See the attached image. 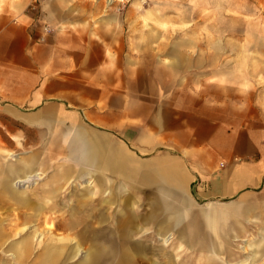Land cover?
<instances>
[{"label":"crops","instance_id":"obj_1","mask_svg":"<svg viewBox=\"0 0 264 264\" xmlns=\"http://www.w3.org/2000/svg\"><path fill=\"white\" fill-rule=\"evenodd\" d=\"M148 5L0 0V139L13 136L14 124L27 128L28 137H69V153L94 169L123 175L134 207L151 203L154 216L139 224L158 227L156 239L171 240L173 249L250 244L264 227L261 90L255 80H245L235 59L219 55L213 61L210 50L191 48L193 39L155 31L146 17L165 14L177 26L179 15ZM262 69L251 73L256 78ZM54 131L61 132L49 133ZM41 166L35 154L19 159L0 152V264L21 261L2 260L11 243L33 250L32 232L20 236L36 218L51 215L46 202L59 186L40 196L19 187ZM56 174L60 180L69 175ZM105 193L107 202L111 190ZM127 211L118 215L125 225L131 223ZM69 221L59 225L61 231L85 232L80 221ZM51 240L55 248L45 243L41 256L50 250L59 260L40 257L32 264H115L121 252L109 239L81 242L97 253L66 263L56 248H65V239ZM80 247L76 242L74 250Z\"/></svg>","mask_w":264,"mask_h":264},{"label":"rangeland","instance_id":"obj_2","mask_svg":"<svg viewBox=\"0 0 264 264\" xmlns=\"http://www.w3.org/2000/svg\"><path fill=\"white\" fill-rule=\"evenodd\" d=\"M133 1H142L151 7L159 6L163 13L172 12L171 8H174L179 15L177 26H172V21L168 20L165 14L162 19L157 20L148 16L147 21L160 33H178L181 39H193L190 43L191 48L210 50L213 61L214 57L219 55L227 56L229 62L235 59L244 68L245 80H255L261 90V97L264 98V73L256 78L251 73L253 67L264 68V0ZM181 44L187 48V42ZM157 45H154V48H157ZM86 124L83 126L94 132ZM13 126V136L0 139V152L8 151L12 158L19 159L35 154L38 161H44V167L36 169L30 178H21L24 181L19 187L24 188L23 191L28 195L34 193L39 196L43 190L54 186L60 187L53 195L55 200L46 202L51 210L48 215H51L36 218V221L32 222L33 227L28 231L27 228L24 229L28 233H22L21 239L27 238L32 232L35 248L33 251L30 250L26 260L16 264H32L38 260L46 244L54 249L55 245L48 242L50 237L52 240L65 239V248L63 245L56 248L61 249L60 253L65 255L66 263L79 258L84 260L90 257L91 253H97L89 249V243L82 245L81 242L91 243L92 240L104 242L109 239L113 247L121 251L116 257L115 264H264V227H259L258 234L252 238L250 244L245 243L237 249H173L171 240L167 244H162L163 239H156L155 231L158 227L139 224L142 218L145 221L147 216H154L155 211L150 209V202H138V207L133 206L134 203L130 201L134 198L133 192L129 184H124L123 175L94 169L80 156L69 153V137L49 135L44 138H33L28 137L27 128L18 124ZM62 171L69 173L65 180H60L56 174ZM93 188H96L97 192L93 191ZM108 190H111V193L108 196L109 201L105 202L107 198L105 191ZM125 208L131 220L127 225L124 224L123 218L118 216L123 214ZM133 210L137 213L136 217L131 216ZM78 214L82 215L78 218L76 217ZM14 218L15 223L22 224L24 221L23 217ZM70 219L74 220L73 225L77 220L80 221V226L84 227L85 232H66L64 228L62 230L65 232L61 231L59 225L63 223L71 225ZM92 228H95V231L91 233ZM76 242L84 247H80L78 251L74 250Z\"/></svg>","mask_w":264,"mask_h":264},{"label":"bare ground","instance_id":"obj_3","mask_svg":"<svg viewBox=\"0 0 264 264\" xmlns=\"http://www.w3.org/2000/svg\"><path fill=\"white\" fill-rule=\"evenodd\" d=\"M28 178V177H27ZM22 181V180H20ZM46 220V219H45ZM47 222V221H45ZM48 223V222H47ZM29 226V225H28ZM8 230V229H7ZM16 233V232H15ZM26 233V232H25ZM69 236V235H68ZM21 237V236H20ZM13 240V239H12ZM76 241V240H75ZM25 242H19V244L16 243H11L10 247L12 249V252L6 254H2L1 258L2 260H8V261H12V260H21L24 261L26 260L28 253L30 252V249H27L28 246H26V244H24ZM7 245V244H6ZM41 247V246H40ZM4 249V247H3ZM33 251V250H32ZM6 254V255H5ZM41 258L44 261H48L50 263H55L57 260H59V256H57V254L54 253V251H47L45 255H42Z\"/></svg>","mask_w":264,"mask_h":264}]
</instances>
